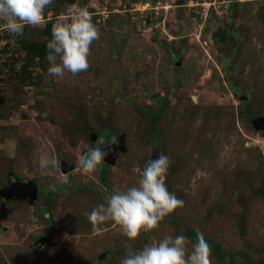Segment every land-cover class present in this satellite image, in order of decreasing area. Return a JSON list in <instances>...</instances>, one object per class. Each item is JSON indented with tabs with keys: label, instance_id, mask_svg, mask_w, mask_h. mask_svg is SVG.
<instances>
[{
	"label": "rangeland",
	"instance_id": "374dc122",
	"mask_svg": "<svg viewBox=\"0 0 264 264\" xmlns=\"http://www.w3.org/2000/svg\"><path fill=\"white\" fill-rule=\"evenodd\" d=\"M72 4L92 14L99 38L87 71L50 76L46 46ZM3 25L0 191L11 176L43 192L32 204L0 201V264H120L126 245L167 235L185 236L191 250L186 230L197 229L212 264H224L217 245L236 264H264V136L241 109L264 116V0H53L43 27L17 36ZM88 133L123 136L105 185V163L91 174L79 163L102 146ZM38 153L60 167L41 171ZM160 153L166 187L184 206L136 241L112 221L95 232L84 213L137 185Z\"/></svg>",
	"mask_w": 264,
	"mask_h": 264
},
{
	"label": "clouds",
	"instance_id": "9594fccd",
	"mask_svg": "<svg viewBox=\"0 0 264 264\" xmlns=\"http://www.w3.org/2000/svg\"><path fill=\"white\" fill-rule=\"evenodd\" d=\"M52 3L53 0H0V21L10 34L23 35L25 26H44L45 9ZM67 14L70 22L55 24L46 46L48 74L54 77H63L66 72L77 75L87 71L91 45L99 38V29L86 7L69 5ZM116 142L114 135L108 142L99 137L100 145ZM106 156L102 146L89 149L79 161L83 173L95 172ZM36 162L41 171L60 167L59 160L47 153H38ZM169 163L166 155L158 154L146 162L137 185L106 195V203L94 207L90 213L85 212L93 230L101 233L105 222L112 221L128 241H136L142 233L154 232L165 217L182 208L184 201L171 193L165 184ZM189 243L183 235H167L140 250L126 245V255L120 264H212L211 247L203 233L196 230V243L191 245V250Z\"/></svg>",
	"mask_w": 264,
	"mask_h": 264
},
{
	"label": "water",
	"instance_id": "95a60500",
	"mask_svg": "<svg viewBox=\"0 0 264 264\" xmlns=\"http://www.w3.org/2000/svg\"><path fill=\"white\" fill-rule=\"evenodd\" d=\"M245 99V97L240 98L241 101H244ZM248 122L255 131H260L264 136V116L249 117ZM89 136L91 137V141L94 142L96 135L90 133ZM116 137L117 142L115 144L102 145V150L107 152V156L104 158V163L106 165H113L116 159V152L123 151L124 149L122 146L123 136L116 135ZM110 139L111 137L108 141H110ZM61 167L63 173H67L70 170V168H67L63 163L61 164ZM9 178L11 179V176ZM37 193L38 188L34 183L13 179L10 181V185L8 187L1 189L0 198H3V200L27 199L29 203L32 204L37 197ZM43 240L44 239H41L40 241L43 242Z\"/></svg>",
	"mask_w": 264,
	"mask_h": 264
},
{
	"label": "trees",
	"instance_id": "16d2710c",
	"mask_svg": "<svg viewBox=\"0 0 264 264\" xmlns=\"http://www.w3.org/2000/svg\"><path fill=\"white\" fill-rule=\"evenodd\" d=\"M241 101V100H240ZM242 102V101H241ZM241 109L243 110V113H242V116H243V119L244 121L247 123V125L251 126L248 122V118L249 117H252V116H260V115H255L254 113L252 112H248L247 110V106H246V103H243V105L241 106ZM163 111V108L162 110ZM161 111H157L156 115L152 116L150 119H151V122L154 123L155 120H156V117L161 113ZM262 116V115H261ZM252 128V126H251ZM252 130L254 131V129L252 128ZM111 133V131H108ZM90 133L87 134L88 138L91 140V137L89 136ZM96 135V134H95ZM111 136V135H110ZM99 137L101 136H97L95 141L93 143H95L97 140H99ZM110 138V137H109ZM101 173H100V181L102 184L105 185V174H106V171H107V165L104 164V165H101ZM60 189V188H59ZM42 190L40 189L37 193L38 196H40L42 194ZM5 202V200H3ZM187 232V237L190 238V240L192 241V243H196V234L194 231L192 230H186ZM209 243V242H208ZM211 244V243H210ZM215 254L218 258V260L224 264H236L235 260H234V257L230 254V253H226V252H222L221 251V248L217 245L215 246ZM260 261H263L264 262V258H262Z\"/></svg>",
	"mask_w": 264,
	"mask_h": 264
},
{
	"label": "flooded vegetation",
	"instance_id": "af4514ba",
	"mask_svg": "<svg viewBox=\"0 0 264 264\" xmlns=\"http://www.w3.org/2000/svg\"><path fill=\"white\" fill-rule=\"evenodd\" d=\"M14 178L11 177L10 181L13 180ZM27 200V199H26ZM0 201H3V199H1Z\"/></svg>",
	"mask_w": 264,
	"mask_h": 264
}]
</instances>
